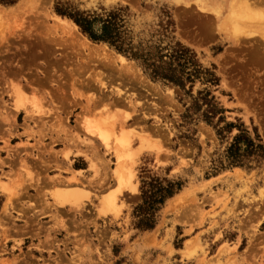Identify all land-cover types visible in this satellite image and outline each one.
Segmentation results:
<instances>
[{
  "label": "rangeland",
  "instance_id": "obj_1",
  "mask_svg": "<svg viewBox=\"0 0 264 264\" xmlns=\"http://www.w3.org/2000/svg\"><path fill=\"white\" fill-rule=\"evenodd\" d=\"M205 2L0 0V264H264V160L228 166L225 155L240 130L264 147V0ZM56 7L115 14L134 50L166 54L179 42L217 82L199 74L185 94L152 80ZM61 19L107 61L80 63L88 51ZM199 91L222 110L212 124L183 116ZM101 117L108 141L85 129ZM121 134L131 155L120 162ZM119 167L134 192L120 188ZM168 182L180 188L153 205L152 228L138 227L143 192Z\"/></svg>",
  "mask_w": 264,
  "mask_h": 264
},
{
  "label": "trees",
  "instance_id": "obj_2",
  "mask_svg": "<svg viewBox=\"0 0 264 264\" xmlns=\"http://www.w3.org/2000/svg\"><path fill=\"white\" fill-rule=\"evenodd\" d=\"M56 12L62 16L71 19L90 40L107 43L117 52L125 55L127 58L137 61L143 72L152 80H159L172 84L180 90L185 91V86L193 84V78L199 74L206 75L205 82L216 84L217 78L207 70H201V65L196 62L195 55L189 49L182 46L179 42L172 45L170 52L162 53V50L153 53L151 50H134L131 46H125L123 31L118 17L115 14L96 17L93 14L76 12L70 8L56 7ZM99 21L100 27L95 30L94 25ZM222 112L218 107L214 96L209 92L199 91L197 95L191 97L189 105H185L183 116L203 119L212 124L215 114ZM219 118L217 123L221 122ZM215 127V126H214ZM222 131L231 132V123L221 129H216L218 136ZM226 164L228 166H246L251 167L253 164L264 160V147L260 142L257 134L251 137L245 130H240L229 142L226 150ZM175 184L168 182L163 187L160 184L152 185L150 190L143 192V204L137 207L142 219L138 221V227L149 229L154 225L152 218L153 205L162 204L164 200L172 196L180 186L174 187Z\"/></svg>",
  "mask_w": 264,
  "mask_h": 264
},
{
  "label": "bare ground",
  "instance_id": "obj_3",
  "mask_svg": "<svg viewBox=\"0 0 264 264\" xmlns=\"http://www.w3.org/2000/svg\"><path fill=\"white\" fill-rule=\"evenodd\" d=\"M256 2H257V0H256ZM205 3H206L205 5H207L210 9H212L214 11H218L220 6H221L219 3L218 4H216V3L215 4L214 3L208 4L207 2H205ZM61 23H62V28L65 30V33H67L71 37V39L77 43L78 47H80L81 50L88 51L87 55L85 54L84 57H82L80 59V63L88 66V65H90V62L92 61V59L96 58L97 56L100 58L101 61L102 60L107 61V59L103 55V52L96 50V49H93L92 47L89 46V43H87L88 41H85V39L77 32L76 26L72 22H69V21L66 22V20L61 19ZM238 30H240V29H238ZM120 58L122 60H124L123 57L120 56ZM105 65H108V62H106ZM101 118H103V117H101ZM101 118L95 119V120H93L94 118L93 119L91 118L92 119L91 121H89V122L86 121V123H85L86 128L85 129L88 132L97 135L103 141H108L107 139H109V137H111V135H112L110 132L111 131L110 130L111 124H110V121L108 120L109 121L108 122L106 118H103V119H101ZM113 143H114V146H113L114 149H112V150H114L113 152L115 154L116 160L119 159L121 162V160L124 161L131 155L130 153H127V151H126L130 145L129 144L130 143L129 137L126 134H121V136L115 137L113 140ZM113 143H112V145H113ZM78 149H80V148L78 147ZM80 150L82 151V149H80ZM76 151H78V150L76 149ZM83 152H84V150H83ZM119 164H121V163L118 162V165ZM92 165L93 164L91 163V167L93 168ZM23 168H24V166H23ZM26 170H27V168H26ZM113 171H115V176H116V179H117V182H118L120 188L121 187L122 188L128 187L129 189H131L132 192H134L136 190V186L131 183L132 175L127 170V168L124 169L123 167H119ZM20 173L18 174L19 176H21ZM16 177L17 176H15V179H16ZM71 179H74V176ZM17 181H19V180H17ZM59 190L62 192L61 188ZM68 191L69 190H67V193H68ZM59 193L60 192H57L56 194L58 195ZM59 195H62V193H60ZM61 197H64V196H61ZM66 197H64V198L66 199ZM101 201H102L101 202V209H106V210L110 209L111 210V208L114 206L115 198H114V196H107V197L102 198Z\"/></svg>",
  "mask_w": 264,
  "mask_h": 264
},
{
  "label": "crops",
  "instance_id": "obj_4",
  "mask_svg": "<svg viewBox=\"0 0 264 264\" xmlns=\"http://www.w3.org/2000/svg\"><path fill=\"white\" fill-rule=\"evenodd\" d=\"M208 2L210 3V4H218L219 3V0H208ZM72 161H75V160H72Z\"/></svg>",
  "mask_w": 264,
  "mask_h": 264
}]
</instances>
